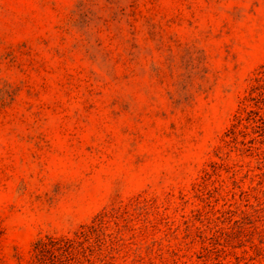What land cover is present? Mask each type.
Wrapping results in <instances>:
<instances>
[{"label":"rangeland","instance_id":"1","mask_svg":"<svg viewBox=\"0 0 264 264\" xmlns=\"http://www.w3.org/2000/svg\"><path fill=\"white\" fill-rule=\"evenodd\" d=\"M0 264H264V0H0Z\"/></svg>","mask_w":264,"mask_h":264}]
</instances>
